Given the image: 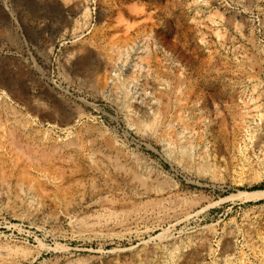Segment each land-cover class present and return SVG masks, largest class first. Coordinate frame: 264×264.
Listing matches in <instances>:
<instances>
[{"label":"rangeland","instance_id":"obj_1","mask_svg":"<svg viewBox=\"0 0 264 264\" xmlns=\"http://www.w3.org/2000/svg\"><path fill=\"white\" fill-rule=\"evenodd\" d=\"M0 81V264H264V0H0Z\"/></svg>","mask_w":264,"mask_h":264},{"label":"bare ground","instance_id":"obj_2","mask_svg":"<svg viewBox=\"0 0 264 264\" xmlns=\"http://www.w3.org/2000/svg\"><path fill=\"white\" fill-rule=\"evenodd\" d=\"M117 20V19H116ZM116 29V28H115ZM100 33L98 29H94L93 34L96 35ZM1 82V81H0ZM1 113V112H0ZM7 120V119H6ZM264 194V191H258V192H253V193H241L240 195H244L246 197H252V196H261Z\"/></svg>","mask_w":264,"mask_h":264},{"label":"trees","instance_id":"obj_3","mask_svg":"<svg viewBox=\"0 0 264 264\" xmlns=\"http://www.w3.org/2000/svg\"><path fill=\"white\" fill-rule=\"evenodd\" d=\"M254 189H264V184L261 186H256V187H254Z\"/></svg>","mask_w":264,"mask_h":264}]
</instances>
